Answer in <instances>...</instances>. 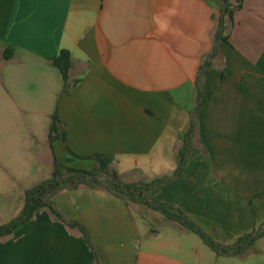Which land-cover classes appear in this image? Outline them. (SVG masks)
I'll return each mask as SVG.
<instances>
[{
	"label": "crops",
	"instance_id": "1",
	"mask_svg": "<svg viewBox=\"0 0 264 264\" xmlns=\"http://www.w3.org/2000/svg\"><path fill=\"white\" fill-rule=\"evenodd\" d=\"M241 1L227 43L201 75L213 52L223 0H0V80L4 73L20 88L15 80L24 78L22 87L32 91L27 69L38 67L35 79L48 91L50 60L69 51L71 88L68 94L60 91L55 107L64 138L56 141L79 157H111L120 181L136 185L176 170L183 146L178 132L195 112L200 86L203 106L184 170L147 194L166 189L163 202L190 220L221 227L216 242L232 245L264 226V209L262 216L255 214L257 204L264 206V0ZM9 46L13 56L5 60ZM84 132H94L98 140L86 141ZM56 141L50 147L52 166ZM71 188L90 191L101 201L76 219L96 247L118 238L120 247L140 242L132 203L102 188ZM200 212H211L214 219L207 221ZM48 214L39 211L15 231L16 242L0 247V264H105L98 247L95 262L82 236H72ZM147 241L144 251L123 250L113 262L182 264L154 254L159 247Z\"/></svg>",
	"mask_w": 264,
	"mask_h": 264
},
{
	"label": "rangeland",
	"instance_id": "2",
	"mask_svg": "<svg viewBox=\"0 0 264 264\" xmlns=\"http://www.w3.org/2000/svg\"><path fill=\"white\" fill-rule=\"evenodd\" d=\"M48 70L51 83L50 90L45 92L40 88L41 80L35 79L39 75L38 67L27 69L28 73L31 72L33 76V79H29L28 83L30 87L34 88L32 91L22 87L20 82H25L24 78L15 80L20 86V88H16V84L12 82L9 75L1 74L5 78L0 80V225L19 215L24 204L25 190L49 179L52 174V152L48 132L58 95L63 89V83L55 67L49 66ZM23 74L29 77L26 71ZM67 85L71 84L68 83ZM22 94L27 97L22 96ZM183 131L184 129L178 133L182 134ZM84 133L87 134L86 141L94 142L98 140L94 136V132ZM76 148L78 149V145H76ZM53 152L58 163L71 169L93 171L96 167V162L71 157L66 151L64 143L60 140L53 144ZM168 175L170 173L166 176ZM72 185L68 184L65 191L61 190L62 192L59 191L52 197L55 208L61 215L60 219L48 215L53 221L62 224L69 234L76 237L80 233L79 230L70 227L69 224L73 221L78 222L76 219L84 218V211L87 206L91 207V204L98 205L97 203L101 201L90 191L81 193L79 189L71 188ZM165 190L161 194L155 193L148 196L158 202L167 203L163 202L165 200L162 199L164 197L168 199ZM261 209L263 210L264 206H260V204L255 206L257 216L263 215ZM130 210L140 231V242L134 246L129 241L124 247H120L118 244L121 239L118 238V242L115 241L113 244H99L97 246L98 251H101L105 264H115L113 262L114 254L116 255L123 250L133 253L137 247V249L144 251L148 239L154 240L150 243L153 248L159 247L160 249L159 252H153L154 254L172 258L182 264H264V237L258 239L239 256L214 258L200 237L188 229L175 223L168 224V220L163 215L139 204H132ZM44 211L48 212L47 210ZM200 213L208 218L207 221L214 219V215L210 216L211 212ZM191 221L216 241V233L218 231L220 234L221 227L218 228L210 222L201 223L197 219ZM195 221L199 222L196 223ZM78 223L80 224V222ZM258 229V227L253 228V231ZM86 232L88 233L87 230ZM153 232L156 234H153ZM87 235L89 245L96 254L97 260H99L97 243L92 240L89 233ZM224 239L229 242L230 237ZM82 241L89 248L83 235ZM15 242L16 236L14 233L0 240V247H10ZM194 252H202V254L197 255ZM155 257L158 258L157 255ZM131 264H136V262L132 259Z\"/></svg>",
	"mask_w": 264,
	"mask_h": 264
},
{
	"label": "trees",
	"instance_id": "3",
	"mask_svg": "<svg viewBox=\"0 0 264 264\" xmlns=\"http://www.w3.org/2000/svg\"><path fill=\"white\" fill-rule=\"evenodd\" d=\"M224 4L221 12V17L217 21L215 33L213 34V52L207 56L203 65L200 67V74L210 69L211 58L218 53L219 46L228 41V30L232 25L233 13L241 8V0H236V3H230L229 0H223ZM13 46H9L4 50L3 57L5 60L11 59L13 56ZM51 65L55 67L62 79L63 89L61 94H68L71 85L68 84L69 71L72 65L71 53L67 50H61L51 60ZM198 97L195 112L191 116L190 122L183 132L181 139L183 146L179 152L178 164L176 170L170 176H163L156 178L149 183L124 184L120 181L118 174L111 169L113 159L101 154H95L89 157H79L72 154L66 147L68 153L73 158L94 160L96 167L93 171L74 170L68 166L58 163L54 159L53 170L51 177L47 180L41 181L35 186L25 190L24 204L18 216L12 218L9 222L0 225V240H3L15 233L20 227L30 222L35 214L39 211L47 210L51 216L60 219L61 215L55 208L52 197L59 191L66 188L68 184L86 185L90 188H102L115 196L119 197L126 204H139L145 206L155 212L160 213L169 221H174L182 227L188 229L194 234L198 235L205 246L213 251L217 256L233 257L243 254L249 247H251L258 239L264 237V226L257 231L248 234H243L238 237L232 245H221L208 236L200 227L191 221L182 210L167 203H161L154 199H150L147 192L158 185L170 182L171 180L179 177L186 165L187 155L191 151L190 143L193 133L196 129V120L202 106V92L200 86L197 87ZM61 125L60 120L56 115V111L51 117V122L48 132V140L50 147L60 136L64 138L63 133L58 132ZM70 227L77 228L79 234L85 237V243L89 246L93 261L98 262L96 254L89 245V238L86 229L81 226L77 221L69 224ZM91 240V239H90Z\"/></svg>",
	"mask_w": 264,
	"mask_h": 264
}]
</instances>
